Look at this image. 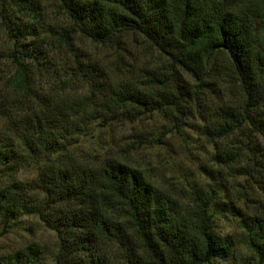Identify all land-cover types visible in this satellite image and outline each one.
I'll return each mask as SVG.
<instances>
[{"label": "trees", "instance_id": "obj_1", "mask_svg": "<svg viewBox=\"0 0 264 264\" xmlns=\"http://www.w3.org/2000/svg\"><path fill=\"white\" fill-rule=\"evenodd\" d=\"M59 2L69 26L49 34L52 40L55 37L56 45L38 42L42 33L36 24L9 29L11 36L22 43L10 56L15 67L7 81L26 95L22 118L30 127L24 135L0 132V173L14 171L21 152H30L34 157L41 152L51 153L60 142L54 140L55 132L74 131L87 120L132 121L173 107L182 113L185 87L177 67L204 82L219 54L227 56L244 101L239 110L220 109L222 123L214 126V135L228 136L242 127L264 141V0ZM126 32L143 35L170 62L171 73L150 78L156 87L144 85L138 75L116 84L108 82V71L82 60L73 41L74 34L79 33L109 45L120 41ZM62 62L70 63V72ZM45 77L50 84L64 87H73L76 82L88 84L91 95L76 104L81 111L73 106L68 111L51 100L35 105L39 97L34 86L43 85ZM161 86L166 91L159 90ZM97 92L106 98L99 109H87ZM50 93L53 99L58 96L57 92ZM172 113L182 121V116ZM62 157L60 154L43 165L36 182L45 194L41 219L58 234L57 258L63 264H211L233 255L232 244L228 239L221 240L214 230V196L196 190L193 199H176L142 172L116 159L80 165L66 164L63 159L58 162ZM25 195L24 186L17 181L0 188V237L26 209L27 203H21ZM218 206L235 208L226 201ZM236 212L256 264H264L263 215L247 214L239 208ZM38 258L39 251L29 246L17 253L15 264H34Z\"/></svg>", "mask_w": 264, "mask_h": 264}, {"label": "rangeland", "instance_id": "obj_2", "mask_svg": "<svg viewBox=\"0 0 264 264\" xmlns=\"http://www.w3.org/2000/svg\"><path fill=\"white\" fill-rule=\"evenodd\" d=\"M34 24L42 33L38 42L49 41L55 45V37L52 40L49 34L69 26L59 0H0V132L12 136L28 134L30 126L22 118L28 102L26 95L13 89L7 81L15 67L10 56L17 44L22 43L11 36L9 29L16 25L25 29ZM73 41L82 60L108 71L110 83L138 75L144 85L156 87L150 82L153 75L163 78L162 73L172 72L170 62L138 33L126 32L120 41L109 45L99 44L79 33L74 34ZM69 65V62L63 63L68 72ZM228 65L227 56L219 54L214 70L207 73L204 82L177 67L185 87L182 113L173 107L132 121L87 120L74 131L55 132L53 138L60 142L51 153L41 152L34 157L30 152H21L16 169L8 174L0 173V188L19 182L26 191L21 203H27L26 209L21 208L22 213L14 219L13 227L0 237V262L15 264L17 253L33 246L39 251L34 264H63L57 258L58 234L41 219L45 194L36 182L41 167L62 154L57 161L63 159L66 164L97 165L106 159H116L142 172L157 188L176 199H193L196 190L214 196V230L221 240L228 239L232 244L233 255L227 260L215 259L211 264H256V256L247 244L236 210L264 217V141L249 135L242 127L228 136L214 135V126L222 123L220 109L239 110L244 101L242 87ZM45 78L43 85L34 86L39 97L35 105L49 104L51 100L68 111L71 106L81 111L76 104L91 95V88L85 82L64 87L60 83L50 84ZM151 87L148 88L152 90ZM159 90L166 91L164 86ZM49 91L57 92L58 96L53 99ZM96 95L87 109H99L100 102L106 98L103 93ZM172 112L182 116V121H177ZM221 201L235 208L221 209L218 206Z\"/></svg>", "mask_w": 264, "mask_h": 264}]
</instances>
